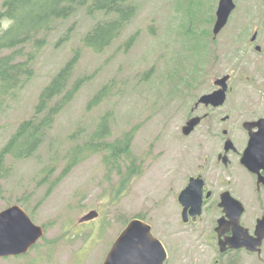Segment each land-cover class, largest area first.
<instances>
[{"label": "rangeland", "instance_id": "374dc122", "mask_svg": "<svg viewBox=\"0 0 264 264\" xmlns=\"http://www.w3.org/2000/svg\"><path fill=\"white\" fill-rule=\"evenodd\" d=\"M3 2L0 0V11ZM247 2L240 0L242 10L250 6ZM135 3L136 15L102 52L84 47L82 38L99 19L111 18L110 15H89L82 7L70 18L59 20L33 62L35 75L6 100L0 111L1 150L19 124L33 115L44 86L73 50L82 47L73 80L87 75L88 81L57 117L34 156L7 159L10 172L1 180L0 212L11 205H21L36 224L44 226L45 235L22 256L0 257V264H103L122 229L138 214L165 241L171 224L183 229L178 223L179 207L174 202L182 180L208 169L212 163L215 166L209 173L235 174L250 186L240 194L247 205L243 217L246 225L255 229L257 218L264 215V190H257L256 179L238 158L229 168L219 165L215 170L222 128L211 131L209 119L191 134L183 132L195 102L212 86L211 78L233 64L236 73L232 91L222 107L231 118L222 126L231 130L238 147L244 149L245 142L239 139L244 133L242 122L251 110L264 112V60L257 59L254 53L247 60L240 59V55L234 59L223 55L224 34L215 44L211 43L212 23L207 20L213 15L217 0ZM9 24V20L2 23L4 28ZM134 34L136 39L126 47ZM23 47L25 54L16 60L26 59L31 45ZM210 50L220 54L221 63L209 60ZM106 84L110 85V92L101 103L88 109L90 99ZM109 112L111 138L134 129L126 163L134 159L140 172L123 185L118 175L109 174L102 154L97 153L73 168L46 194L50 185L40 182L43 169L55 165L53 177L56 176L66 163L64 154L68 147L75 143L71 133L78 126L87 134L93 132L101 117ZM92 210L98 216L82 222V217ZM179 236L184 245L175 253L176 258L191 256L198 259L196 264L211 263L212 250L200 233L189 229L176 237ZM247 260L249 264H264V245L261 256L254 254Z\"/></svg>", "mask_w": 264, "mask_h": 264}, {"label": "trees", "instance_id": "16d2710c", "mask_svg": "<svg viewBox=\"0 0 264 264\" xmlns=\"http://www.w3.org/2000/svg\"><path fill=\"white\" fill-rule=\"evenodd\" d=\"M82 7L89 15L102 12L111 16L99 19L82 38V45L96 52H102L110 46L138 11L135 0H4L0 11V111L6 100L35 75L33 62L47 45L49 34L56 28L57 22L70 18ZM4 20L10 21L6 28L2 25ZM71 27L68 36L71 34ZM135 39L136 34L128 39L126 47ZM25 44L31 45L26 59L16 60L25 54ZM81 51L80 46L73 50L72 56L42 89L33 115L19 124L1 148L0 189L1 180L10 172L7 159L11 157L19 160L34 156L48 138L57 117L88 81L87 75L78 76L73 80ZM109 92L110 85H104L90 99L87 108L91 109L101 103ZM111 113L101 117L93 132L87 134L78 126L71 133L70 138L75 143L70 145L64 154L66 163L62 170L53 177L56 172L55 165H48L43 169L45 174L40 182L50 185L46 194H49L73 168L97 153L102 154L109 174L118 175L123 185L140 172V165L134 159L126 163L135 131L130 129L121 137L111 138ZM137 217L145 219L141 214Z\"/></svg>", "mask_w": 264, "mask_h": 264}, {"label": "flooded vegetation", "instance_id": "af4514ba", "mask_svg": "<svg viewBox=\"0 0 264 264\" xmlns=\"http://www.w3.org/2000/svg\"><path fill=\"white\" fill-rule=\"evenodd\" d=\"M220 2L221 0H217L214 13L207 20V22L212 23L213 39L211 43L215 44L218 38L224 34V49H221L223 55L232 56L233 59L240 55V59L247 60L250 58L251 53H254L257 59L263 61L264 0H248L247 3L250 6L243 7L245 8L244 10H242L240 0H233L235 6L231 10L227 22L216 34L215 27L218 21ZM215 50L217 49L215 48ZM207 57H210V61L215 59V63H221L222 61L220 54L215 53V51L212 53L210 50ZM209 60H205V63ZM201 62H204V60ZM226 67L223 73H217L211 78L212 86L199 96L192 108V115L188 117L186 123L193 117L200 118L199 124L192 132L203 124L204 121L209 119L211 131L222 128L223 136L215 154L217 157V167H215V170H218L219 165H222L225 169L229 168L236 161L235 158H238L239 163L250 173L252 179H256L257 190L261 191L264 190V185L261 182L259 183V177L264 178V167L260 168V174L254 173L243 165L242 157L246 148L256 144L259 146L261 152L264 153V112L257 113L255 110H251L246 116L247 118L242 122L241 130L244 133L243 135H239V139L244 140L245 147L241 150L235 139L231 136V130L228 127L222 126L223 123H226L231 118L230 113L223 111L222 107L229 101L232 83L235 77L234 72L236 73L233 64H229ZM221 90L225 91V101L217 105L216 102L219 100L218 96ZM203 97H205L204 101L201 100ZM254 108H257L256 104H254ZM245 123H247V126H245ZM213 165L214 163L209 165L210 167L208 169L199 171V173L194 175H186L182 180L183 183L179 186L174 202L179 207L180 219L178 223L183 229H178L174 224H171V231L167 235V240L164 241L158 237L164 244L167 252L164 264H196L198 262L197 258L191 256H185L184 258L175 257V253L180 251L184 245L181 242L182 237L176 236L183 232L186 233V230L189 229L193 232L200 233L203 236L205 245L212 250L213 255L210 264H249L247 260L248 256H253L254 254L261 256L262 254L252 252L245 247L235 249L227 246L222 250L221 242L233 234L232 231H225L220 235L217 231L219 220L223 216H226L225 206L222 205L223 196L227 197L229 193L243 203L244 212L241 217V224L251 234H254L255 229L247 226L243 220L247 211V205L245 200L240 196L244 189L250 186L240 181L235 174L209 173V170L215 166ZM192 179H198L200 181H197L193 185L190 193L181 198V193L190 185ZM199 211L200 213H198ZM153 233L155 234L154 231ZM155 236L157 235L155 234Z\"/></svg>", "mask_w": 264, "mask_h": 264}, {"label": "water", "instance_id": "95a60500", "mask_svg": "<svg viewBox=\"0 0 264 264\" xmlns=\"http://www.w3.org/2000/svg\"><path fill=\"white\" fill-rule=\"evenodd\" d=\"M234 6L233 0H221L215 27L216 34L227 22ZM218 97L217 105L225 101V91L221 90ZM204 99L205 97L201 100ZM199 122V117L191 118L183 126L184 134H191ZM242 163L254 173H259L260 168L264 167V153L257 144L246 148ZM197 181L200 180L192 179L190 185L181 193V198L190 193ZM260 182L264 185V178L261 176ZM227 195V197L223 196L222 203L225 206L226 216L219 220L217 231L220 235L225 231H232L233 234L221 242L222 250L227 246L235 249L245 247L261 254L264 243V215L257 219L254 234H251L241 224L243 203L231 194ZM97 216L98 212L92 210L82 217L81 221H89ZM44 235V227L36 224L21 205L14 204L0 212V257L26 254ZM166 257L165 246L153 233L152 225L145 219L134 217L113 242L103 264H164Z\"/></svg>", "mask_w": 264, "mask_h": 264}]
</instances>
